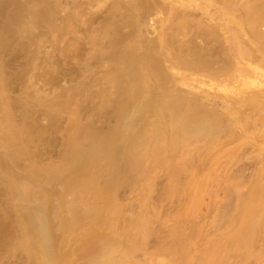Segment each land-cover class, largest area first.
I'll list each match as a JSON object with an SVG mask.
<instances>
[{
  "label": "bare ground",
  "instance_id": "bare-ground-1",
  "mask_svg": "<svg viewBox=\"0 0 264 264\" xmlns=\"http://www.w3.org/2000/svg\"><path fill=\"white\" fill-rule=\"evenodd\" d=\"M51 1L56 0H0V56L14 47L17 42L21 44H19V47L25 46L24 43L26 44V41L28 43L29 41L34 42L31 41V39L38 37L36 32L37 28L43 24H48V22L50 23L52 20L51 18L54 19L53 11L54 7L56 8L57 5L54 6L55 4ZM226 2L228 8H237L238 14L235 12L236 15L230 13L231 16H233L232 19H227L225 15H221L219 18H212L219 23L223 22L225 27H230L232 24L235 25L233 28L229 29L234 48L233 56L225 51L226 56L224 57L221 53L216 52L215 48L203 52L197 45L193 43L186 44L176 40L174 37V39L172 38L167 42L160 41V47H158V49H141V46H139L141 43L139 44L135 41V43L131 41V43L126 42V36L123 35L124 33H121L123 31H121V23H119L120 25H113L114 20H111L112 17L107 25L108 28L105 29L107 31H105L104 34V36L109 39L108 46L104 47L99 42L96 50L99 53L97 54L102 56L106 55L103 54L105 53L104 51L108 50L107 52H113L112 49H117L119 47V51H117L118 49L116 50L117 53L114 51L113 54L109 52L111 55H107L108 64L110 66L106 69L104 79L107 82L106 84H109L111 88L110 90H105V88L102 92L99 90L100 97L104 104H111L113 108L112 115L113 117L115 116V123L113 122V127L109 128L106 132L95 130L92 124L90 126L75 125L74 130L71 133L68 132L69 134L67 135V137H69V141L67 140V142L69 143L65 145V147H67V149H65V158L60 164L53 166L50 165L44 166L45 168H40L39 164L37 165L36 162L38 160L37 153L30 150L32 141H39L41 138L39 131L37 132L33 128L36 125L30 126L26 124L28 122L27 119L26 123H16V111L20 108V105L22 106L21 103L24 104L25 102H21V98L18 101L8 97L7 90L12 80H7L8 75H5L6 72L4 69L8 68L10 64L5 68L7 65L5 64V66H3L0 60V131L2 133L0 138V149L1 147L5 149V152L3 150L4 153L0 154V184L7 189L6 191H8L12 198L11 202L17 203L16 208L11 213H1V209L3 208L0 207V254L8 243L11 242L10 244H12L11 239L16 237L15 235L18 233L20 238L17 240L20 239V243L18 242L19 248L17 249L27 254L29 260H35V264H75L79 262L78 259L80 260L81 257V259L84 260V264H134L131 259V254L133 247L136 245V237L137 235L139 237L140 233V236L145 235L143 234L145 233L143 229L145 230L147 226H143L144 222L137 220L131 222L128 227L133 228L134 233H131V228L126 230L125 227L124 229L126 232L124 229L122 231H116L117 227H114L115 225L113 226V224H116L114 218H118L120 214L119 206L114 201L113 191H115L114 188L116 186H120V184L132 177L135 178L137 174L139 175V173H141L140 168L142 164L144 162L146 163L147 160L150 161V159L158 161L161 165L163 164L162 166H166V168L170 165V168L172 167L171 164L174 159L173 161L171 160L173 157H177V153H179V155L181 153L182 156L184 155L182 161H187L190 159V154L192 156L193 151L191 150L195 149L194 152H196V156L198 155L200 161H202L201 163L198 162L201 164V166L199 165L201 171L200 174L198 173L199 176L196 177L197 179L200 177L201 180L204 181V176H211L209 170H213L221 160L230 159L227 160V164L226 160L221 161L223 163L225 162L224 164L228 167L230 163L233 162L232 160H234V158L238 156L242 157L243 154L246 155L245 152L247 153L248 150L254 149L253 151L255 152V150H257L256 153L258 152L257 154H260L259 157L261 156V164L258 162L254 169L258 170L259 167H261L257 172V177H260L261 174L262 178L264 170V95L261 94V90L257 92L252 90L253 88L251 89L253 81L249 79L236 81L237 86L233 88L235 91L232 90L222 95L220 103L216 101L215 98L210 100L208 97H206V99L204 97L205 102L203 98H197V96H192L190 99L188 95H184L180 90V92H178L177 88L174 89L175 87H172V89L167 86L170 75L165 68L166 54H170L174 57L177 65L184 69L193 71L205 70L216 77H226L234 68L239 66L241 59L249 58L252 55L243 41L245 32L248 34L250 33L251 38L255 40L254 42H256L258 46V51L261 53L259 65L264 67V31L262 30L264 28V0H226ZM132 3L134 6L132 5L133 7L130 9L135 12H137L138 8L140 11L144 10L146 12V9L149 7L148 0H132L131 4ZM118 5L119 4H117L116 7H118ZM121 10H123V8ZM120 16L122 17V15ZM134 20L135 19H133V21ZM120 21L121 18L119 22ZM136 21L137 20H135V22ZM186 22V20L181 21L180 19L178 33L182 34L188 29L186 26L188 22ZM124 23H126V21ZM130 25H132V23ZM197 31L211 41L217 37L216 32L206 26L198 25ZM42 36L39 37L41 38ZM15 47L14 49L16 50ZM25 48V50H27L29 46ZM22 50V52L28 51H24V47ZM27 53L30 54V52ZM13 61L14 60H12V62ZM21 69L19 70L22 71L23 69ZM17 72L18 70L15 73ZM254 73L255 72L252 74ZM254 75H256V73ZM22 78L24 79V75ZM225 82L224 80L222 83L224 84ZM219 87L220 86L217 88ZM241 87H243V89ZM249 89H251V92L248 91ZM224 91L226 93L227 89ZM72 94L70 96L75 97V95ZM96 94L99 95L98 93ZM78 96L79 95L76 97L78 98ZM87 96H90V94H87ZM94 96L97 98L95 94ZM110 96H116V99L114 98V100L111 101ZM185 96L188 97L186 98ZM74 97H71V99L75 100ZM71 99L69 100L74 102ZM77 100L79 99L75 101L77 102ZM70 101L68 103H71ZM90 102L92 103V101ZM90 102L88 103L90 104ZM210 104L213 106L212 109L209 108ZM22 107H24V105ZM27 108H25V110ZM47 110L46 113L51 114L53 110L52 106H49ZM256 116L261 117V125L255 124L250 127L252 125L251 122ZM51 122H53V120ZM54 124L55 123L52 125ZM35 128L38 130L37 126ZM56 129H58V127ZM193 143L197 144L194 149L192 147ZM85 144H87V146ZM190 147L192 148L190 149ZM181 149L184 150V154L180 151ZM191 159L188 162H190ZM174 162L172 165L176 164ZM188 162L186 163L184 161L183 164L187 165L189 164ZM21 163L25 164V170L29 175L26 179L21 178V176L19 178V175H17L16 168H18ZM245 165H247V163H245ZM179 169L182 171V168ZM143 170L146 169L144 168ZM72 172H80L81 176L79 175L80 178L77 181L72 182L71 178H68L69 175H71V177L74 175V173L71 174ZM196 172L198 171L194 173ZM181 173L183 174L184 172L182 171ZM181 173L179 171L177 175L181 176ZM187 173L186 169V174ZM214 174L216 175L217 173H213V175ZM200 175H202L203 178ZM187 178L191 179L189 176ZM56 179L63 182L62 184H65V188L67 189V192H64V194L66 193L65 195L61 194L63 199L66 197L67 193H69L71 197L68 196L71 201H65V199L63 200L60 196L56 198V195L54 197L53 193H48L49 191L46 192L42 190V188L38 189H41L40 191H36L40 182H53ZM73 179L74 178H72V180ZM179 179L180 177L178 180ZM206 179L208 178L206 177ZM235 181L237 182L236 179ZM205 182L202 183V181H200L198 187L201 186L202 188V184L205 185ZM262 182L263 181H261V183L259 181H252L251 183L253 184L251 187L249 186L250 190L248 194L245 196L241 195L240 197V199H242L241 202H238L241 210L238 219L240 225L239 230L237 229V232L232 235L226 234L227 236H225L223 234L224 237L221 238L223 241H220L219 244L216 243V245L211 247L206 253L203 252L205 254L203 255L204 257H201L202 260L199 264H222L224 260L223 257H226L224 254H226L225 251L227 247L232 245L233 242H237V244L238 242L242 243L245 247L247 245L249 246L252 243L249 241L256 235L258 228H264V183ZM196 183L197 182H195L194 185ZM240 184L241 183H238L237 185ZM233 185L237 186L236 183ZM237 187H241V185ZM230 188L229 190H231ZM202 189L199 192H202ZM186 191H188V189ZM232 193H234V190ZM184 194L186 195V192ZM58 197L60 198L58 199ZM55 198L61 200L57 202ZM113 219L114 223L111 222ZM149 219L151 220V218ZM57 230L61 233V238L56 236ZM103 230L106 232L105 234ZM78 231L81 233L77 237L78 239L76 238L78 241H75V243L79 242L80 245L78 246L80 247H78L79 253L75 254L78 255V257L81 255L80 258L62 252V249H64L62 246L73 241L71 238V241H69V236ZM123 231L125 232L124 236H126L128 232L133 234H127L128 236L126 239L129 238L128 241L123 240ZM77 235L78 233L76 236ZM71 237L75 238V236ZM232 246H235L234 243ZM6 249H8V247ZM240 249H242V247ZM243 250L246 251V249ZM246 254L248 255V252ZM228 255H230V253Z\"/></svg>",
  "mask_w": 264,
  "mask_h": 264
},
{
  "label": "rangeland",
  "instance_id": "rangeland-1",
  "mask_svg": "<svg viewBox=\"0 0 264 264\" xmlns=\"http://www.w3.org/2000/svg\"><path fill=\"white\" fill-rule=\"evenodd\" d=\"M131 1H51L55 4L54 6L57 5L56 8L54 7V11L56 12L53 11L54 19L51 18L52 22L50 21V23L48 22V24H43L37 28L36 32L38 37L31 39V41L34 42L29 41V45V43L26 41V44L24 43L25 46L20 47V43L18 44L17 42V44L15 43L14 45V47L16 45L18 46L15 47L16 50L14 49V47H12L13 49L11 48L9 51L1 54L0 60L2 61L3 66H5L6 64V68L10 64L6 69H4L3 67L4 71L6 72L5 75H8L7 80H12L9 84L10 87H8L7 90L9 95L8 97L10 99L18 101L21 98L23 101H20L26 103H21L22 106L24 105V107L20 105V108L17 109L15 114V121L16 123L19 122L20 124L21 122L26 123L28 120L26 124L30 126L36 125L38 128L37 130L35 128L36 126L33 127L37 132L39 131L41 138L39 139V141H32L30 150L37 153L38 160L36 162L37 165L39 164L40 168H43L44 166L46 167L50 165L53 166L56 164H60V162L63 161L66 155L65 149H67L65 145H68L69 143L67 142V140L69 141V137H67V135L74 130L75 125L90 126L92 124V127L95 130L97 129L101 132H106L107 130H109V128L113 127L115 123V116L113 117L112 115L113 108L111 107V104H104L100 97V91L102 92L105 88V90H110L111 88L109 84H106L107 82L104 79L106 69L110 66L108 64L109 61L107 60V55L113 54L114 51L117 53V51H119V47L117 48L118 50L114 48L115 50L112 49L113 52L109 51L111 52V54L107 52L108 50H103L105 52L103 54L106 55L102 56L98 55L99 53L96 50L97 44L99 42L104 47L108 46L109 39L108 37H105L104 34L105 31H107L105 29L108 28L107 25L112 17L113 18L111 20H114L113 25H120L119 23H121V31L123 30L121 33H124L123 35L126 36V42L129 43L131 41L133 43H141V45H139L141 46V49H158V47H160V41L167 42L174 37L176 40L184 42L186 44L193 43L197 45L203 52H206L208 49L215 48V51L221 53L224 57L226 56L225 51L228 52L229 55L233 56L234 48L231 41V34L229 32V29L233 28L235 25L232 24L230 27H225V24L223 22L219 23L212 18H219L221 17V15H225L227 19H232L233 16H231L230 13L238 14L237 8H228L226 0H148L149 7L148 9H146V12L144 10L140 11L139 8L137 9V12L131 11L130 8L134 6L133 3L131 4ZM117 4H119L118 7H116ZM113 8L116 9L114 10ZM122 8L123 10H121ZM132 14H134L136 17ZM120 15H122V17ZM118 17L121 18L120 22V18ZM133 19L137 21L135 22V20L133 21ZM180 19L181 21L186 20L188 22V25H186L188 29L182 34L178 33V28H180ZM125 21L126 23H124ZM122 22L123 25L125 24L124 26L122 25ZM131 23L133 26L130 25ZM198 25L206 26L207 28L214 30L217 36L215 39L217 40L214 39L211 41L202 36L197 31ZM262 30L264 31V28ZM39 36L42 37L40 38ZM243 41L252 55L249 58L241 59L239 66L234 68V70H232L226 77H216L205 70L193 71L184 69L177 65L174 57H172L170 54H166L165 68L170 75V80L167 83V86H169L170 88L175 87L174 89L177 88L178 92H183L184 95H188L190 99L192 98V96H197V98H203V101L205 102L204 97L205 99L206 97H208L210 100L215 98L216 101L220 103L221 96L229 93V91L234 90L233 88L237 86L236 81L249 79L253 81L252 84L254 85V87L252 85L251 89L253 88L252 90L257 92L261 90V94L264 95V67L259 65L261 53L258 51V46L256 42H254L255 40L251 38L250 33H244ZM26 46H29L30 51L29 49H27L28 51L25 50ZM21 47H24V51L30 52V54L27 52H22L23 50ZM12 60L14 61L12 62ZM24 65L26 66V68ZM19 69H21L22 71H20ZM17 70L18 72L15 73ZM252 71L255 72L256 75H254L255 73L252 74ZM15 74L19 75L16 76ZM23 75L24 79L22 78ZM224 80L226 82L223 84L222 82ZM217 85L220 87L217 88ZM241 88L243 89V87ZM225 89H227L226 93L224 91ZM251 89H249L248 91L251 92ZM80 90L83 91L81 92ZM90 92H93L92 95ZM72 93L75 95V97L70 96ZM96 93H98L99 95H97ZM87 94H90V96H87ZM94 94L97 98H95ZM77 95H79L78 98L76 97ZM188 96L185 97L187 98ZM71 97H74L75 100H79H77L76 102L75 100L71 99ZM110 97L111 101L114 100V98L116 99V96ZM68 98L73 100L75 103L71 102ZM88 98L90 99V101H92V103ZM68 100L71 103H68ZM88 102H90V104ZM49 106H52L53 108L51 114L46 113ZM25 108L27 109L25 110ZM209 108L212 109L213 106L210 104ZM52 120L53 122H51ZM53 123H55L57 126L55 124V126L52 125ZM251 123L252 125L250 127L254 126L255 124L261 125V117H254ZM55 127H58V129H56ZM1 135L2 133L0 131V138ZM85 145L87 146V144ZM196 146V143L192 144L193 149L196 148ZM192 147H190V149ZM3 150L5 152V149H2L1 147L0 154L4 153ZM253 150H248L247 153L245 152L246 155L243 154L244 156L242 155V157L238 156L234 158V160H232L233 162H231L230 166L228 167L226 164L227 160L230 159L221 160H226V164H224L225 162L223 163L220 161L213 170L208 169L211 172L209 173L211 174V176L207 175L204 176L205 178H203L202 175H200L204 179V181L201 180L200 177V179H198L202 181V183L206 181L204 183L205 185L202 184L203 189L201 188V186L198 187L200 181L197 179V177L199 176L198 173L200 174L201 171V167H199V165L201 166L200 163L202 161H200L198 155L196 156V152H194L195 149L191 150L193 152L192 156L190 154L189 157L190 159L192 158L190 162H188L190 160L189 158V160L187 161H182L184 155L182 156L180 153V155L182 156L181 157L179 153H177L178 155L176 158L178 162L176 161V158L173 157L171 161H173L174 159L175 162H173L176 164L172 165L173 162L172 164L170 163L174 168L173 169L172 167H170L172 170L169 168L170 165L166 168V166H162L163 164L161 165V163L156 160H147L148 162L146 161V163H143L144 165L142 164L140 168L141 173H139V175L137 174V176L135 175V178H130L129 180L124 182L125 184L122 183L120 184V186H116L115 188L117 189L114 188L115 191H113V196L114 201L119 206L120 214L118 215V218H114L116 224H113V226L115 225L114 227H117L116 231H122L124 227L126 230L130 229L131 227H128L131 222H135L137 220L142 221L144 222V224H146H143V226H147L145 230L143 229V231H145V233L143 234L145 235L142 234L143 236H140L141 233L139 235V237L143 241L138 237V235V238L136 237V245L134 244L135 246L133 247L131 254L133 263L196 264L197 262V264H199V262H201L202 260L201 257H204L203 255L206 253V251H209L211 247L216 245V243L219 244L220 241L222 242L223 239L221 240V238H223L224 235H232L237 232L236 230H239L240 228L238 219L241 210L238 202H241V195L245 196L246 194H248L250 187L253 184L251 183L252 181H259L260 183L261 181H263L262 183H264V170L261 178V174L260 177H257V172L259 169H261V167H259L258 170L254 169L256 168L255 166L258 162L259 164H261V156L259 157L260 154L258 155V152L256 153L257 150H255V152ZM180 151L182 152V154H184L183 149H181ZM194 155L196 156V159ZM251 157H253L254 159ZM184 161L186 163L188 162L190 165H184ZM245 163H247V165H245ZM146 164L147 166L145 167ZM24 166L25 164L21 163L20 166L16 168V171L17 175H19V178L21 176V178L26 179L29 175L25 170L26 167ZM142 168H145L146 170H143ZM179 168H182V171L185 173H183L184 175L181 173L182 171ZM186 169L188 172L187 174ZM179 171L181 173V176L177 175ZM193 171L198 172L194 173ZM207 172L208 171L206 170V173ZM212 172L217 174H214V176ZM73 173L74 172H72L71 174ZM75 174H77L78 176ZM79 175L81 176L80 172H75L72 177L71 175H69L68 178H71V181L74 182L80 178ZM188 176L191 179H194L191 180L187 178ZM179 177L180 179L178 180ZM206 177L209 180L206 179ZM72 178L74 179L72 180ZM235 179L237 180V182L235 181ZM185 180L188 182V184ZM246 180L248 181V184ZM195 182H197L195 184L196 186L194 185ZM62 183L63 182L58 181V179L54 180L53 182L43 181L42 183L40 182V185L39 187H37L36 191L39 188H42V190L46 192L49 191L48 193H53L54 197L56 195V198L57 196H60L63 199V196H61V194L65 195L66 193L64 194V192H67V189L65 188V184ZM235 183L236 185L238 183H241V187H237L240 185L234 186L233 184ZM229 188L231 190L234 188V193H232L233 190L231 192ZM235 188L237 189V192ZM187 189L188 191H186ZM201 189L202 192H199L201 191ZM6 190L7 189L2 184H0V207L3 208L1 209V213H11L17 206V203L11 202L12 198ZM185 192L186 195L184 194ZM68 195L70 196V194L67 193L66 197H64L65 201H71L69 199L71 196L69 197ZM60 197H58V199ZM58 199H56L57 202L61 200ZM149 218H151V220ZM114 219L111 222L114 223ZM232 226L235 228H233ZM131 229L132 231H128L134 233V229ZM124 231L122 232L123 236L126 232ZM77 233L78 235L76 236ZM77 233L74 232L69 236V241H73H71V243L68 242V244L63 245L62 248L64 249H62V252L80 258V254V257L75 254L79 253L78 247H80L78 246L80 245V243H75V241H78L77 237L81 232L78 231ZM105 233L106 232L104 231V234ZM263 233L264 228H258L255 235L256 237L254 236L253 239L249 241L250 243H252L249 246L247 245L248 247H245L242 243L238 242L237 244V242H233L235 246H232V243V245L226 248V254H224V256L226 257H223L224 260L222 261V264H264ZM127 234L123 237L124 241L129 240V238L126 239V237L130 234ZM15 236L16 237L14 238L16 239H11L12 244H10L11 242L8 243V245L4 247L5 249H3V251L1 252L0 264H35V260H29L27 254H25L22 250L17 249L19 248L18 244L20 243V239H17L20 238V236L18 233ZM56 236H58V238H61V233L58 232V230ZM71 236H75V238ZM7 247L8 249H6ZM241 247L242 249H240ZM243 249H246V251ZM245 252H248V255ZM229 253L230 255H228ZM81 258L80 260L78 259V263H75V260L77 259L74 258V263L84 264V260H82Z\"/></svg>",
  "mask_w": 264,
  "mask_h": 264
}]
</instances>
